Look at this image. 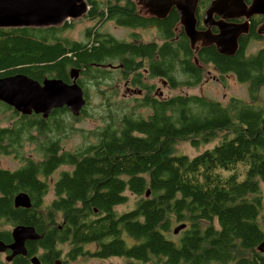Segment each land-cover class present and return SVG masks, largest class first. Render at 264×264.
<instances>
[{"label":"trees","instance_id":"1","mask_svg":"<svg viewBox=\"0 0 264 264\" xmlns=\"http://www.w3.org/2000/svg\"><path fill=\"white\" fill-rule=\"evenodd\" d=\"M86 1L88 18L127 27L153 26L160 41H141L137 32L131 35L133 40H121L98 27L89 29L86 41L61 36L63 24L0 27V76L21 72L69 81L71 70L79 69L78 82L88 103L82 75L96 83L132 77L130 92L143 93L130 110L126 105L125 111L107 115L87 131L95 141L61 154V165L72 170L61 174V203L49 208V217L61 212L56 238L69 242L72 259L88 255L120 256L132 261L128 264H264V254L257 250L264 237V101L258 96L264 82V48L250 55L245 50L249 38L258 39L259 22L241 38L236 54L222 55L214 45L201 47L197 65L188 37L183 29L179 33L175 29L179 21L175 8L157 20L137 15L134 0ZM209 1L199 0L200 24ZM115 60L120 64L117 69ZM205 65L248 83L250 101L232 97L225 104L197 94L153 97L156 84L143 80L141 72L145 69L149 79H165L174 89L200 84ZM66 112L70 113L61 108V116ZM56 113L60 111L52 115ZM16 131L8 132L13 137ZM218 132L222 135L214 146L194 156L176 153L179 140L191 139L197 146L209 143ZM31 169L29 164L23 175L33 179L29 184L38 193L41 186ZM11 183L0 173V188H11ZM125 189L139 200L131 210L119 213L115 207L129 200V195L121 194ZM1 207L2 216L23 224L39 227L47 218L34 207L10 209L6 200ZM182 223L186 227L171 238L172 226ZM8 238L0 233L1 240ZM49 239L46 234L39 243L46 245ZM90 243L98 248L86 249Z\"/></svg>","mask_w":264,"mask_h":264},{"label":"water","instance_id":"2","mask_svg":"<svg viewBox=\"0 0 264 264\" xmlns=\"http://www.w3.org/2000/svg\"><path fill=\"white\" fill-rule=\"evenodd\" d=\"M135 4L147 9L148 16L165 18L176 9L179 21L176 30L183 29L194 52V62L199 64L197 52L201 47L214 45L225 56L236 54L240 38L249 34V19L257 14L264 15V0H212L204 9V29L198 28L197 11L199 0H135ZM89 10L86 0H0V27H46L60 25L68 19L83 17ZM216 16L219 19H216ZM244 18L242 22L233 19ZM218 27L214 32L212 28ZM258 34L264 36V22ZM79 69L71 70L70 81L45 77L38 81L24 74L0 78V101L14 106L23 113H43L48 116L53 109L66 107L72 115L80 116L87 105V97L78 82ZM150 189L146 196H149ZM186 227L185 223L174 227L175 234ZM264 236V228H263ZM33 226L18 225L13 231L14 241L6 245L0 241V251L11 248L15 254L26 253L25 242L39 238ZM264 252V238L258 245ZM36 261L37 258H35Z\"/></svg>","mask_w":264,"mask_h":264},{"label":"flooded vegetation","instance_id":"3","mask_svg":"<svg viewBox=\"0 0 264 264\" xmlns=\"http://www.w3.org/2000/svg\"><path fill=\"white\" fill-rule=\"evenodd\" d=\"M211 1L212 0H210L209 3ZM245 2L247 4H250L252 0H245ZM199 9L201 10L200 5L198 11ZM204 9H202V11H204ZM136 14L144 18H154L157 20L165 19V18H158L156 16H148L146 12H142L137 5H136ZM216 19H219V17L216 16ZM242 21H244V18L233 19V22H237V23ZM201 22L202 24L199 23V18H198V28L204 29L205 26L202 21V15H201ZM254 22L255 23L259 22L255 28V32L258 35V39L263 38L264 40V36L259 35L257 30L259 26L264 22V15L257 14L249 19V23H250L249 31L252 30L255 24ZM151 27L155 28L153 26ZM132 28L134 29L139 27H132ZM212 30L214 32H217L218 27L214 26ZM248 35L249 34L245 36ZM250 39L252 38H249L248 41ZM131 40H133V38ZM239 45H240V41H239ZM263 48L264 46H262L259 50ZM119 65L120 64L115 65L114 69H117ZM144 71L146 73L145 69ZM15 74L27 75L25 73L16 72V73L0 76V78ZM45 77L60 78V77H52L48 74L43 75L41 79H37L34 77H30V78L42 82ZM159 80H161L165 85L167 84V81L165 79L164 80L159 79ZM129 83L130 80L125 79L126 90L130 92ZM136 93L140 95L143 94L141 90H139V92ZM160 95L162 94L160 93ZM54 110L60 111V113H56L52 115ZM80 117L81 115L74 116V119L78 120ZM25 124L28 125L26 126ZM11 129H15V130L17 129L13 137H12V132H8ZM92 135H96V134H92ZM12 138H14L15 141H13ZM51 145L52 148L50 149ZM78 149L80 150V148ZM78 149L73 151H64V149L61 148V108L53 109L48 116H44L43 113H36L35 111H32L31 113H23L21 111H18L14 106H11L3 101H0V173H5L11 178L12 181L11 188L8 189L0 188V209L2 208L1 205L3 204V200H6L9 203L10 209L13 208L14 210H16L18 208L20 209L37 208L39 211H41L44 214L43 216H45V214L47 216V218L43 220V224L41 223L40 226L38 227L35 224L20 223L16 221L14 218L4 217L0 213V233L9 236L7 240L0 239V241H3L6 245H9L14 241L13 231L18 225L33 226L37 234L40 235L39 238L29 239L25 242V248H26L25 254L22 253L15 254L11 248H7L4 251H0V264H22V263L65 264L64 263L65 259L63 258L64 245H66L69 242L67 241L62 243L61 238L59 237L56 238L55 236L57 231L61 230V212L58 211L56 213H53L54 217L51 216L49 217V208L51 209V206H54L56 203H61V174L64 171L72 170V167L70 165H61V154H63L64 152H75ZM51 160L52 161L58 160V161L55 162L51 167H49L48 165ZM5 161H10V162L6 163ZM29 164L32 167L31 171H33V173H31L30 175L34 178L37 184L41 186V190L38 193H33V189L29 184V181H32L33 179L29 178V175L28 176L23 175V172H28L27 169L29 168ZM62 166H70V168L61 170ZM23 181H26V184H23ZM127 192L129 191L125 189L121 192V194L124 195L127 194ZM91 196L93 195L91 194ZM94 212L98 213V209H95ZM55 227L57 228L56 230L53 229ZM46 234H48V238H50L48 240L49 243L46 245H42L39 243V241ZM92 244L96 246V249L98 248L97 243H90V245ZM258 251L264 254V252L260 250ZM80 256L83 255H79L74 259L76 260ZM68 257L72 259L69 253H68ZM112 257H120V256H110L107 258H100V257H93V258L105 260ZM35 258H37L38 261H36Z\"/></svg>","mask_w":264,"mask_h":264},{"label":"rangeland","instance_id":"4","mask_svg":"<svg viewBox=\"0 0 264 264\" xmlns=\"http://www.w3.org/2000/svg\"><path fill=\"white\" fill-rule=\"evenodd\" d=\"M139 7L142 12L147 11V14H150L147 9L145 10L142 6ZM62 24L64 26L61 27H63L64 30L61 32V36L70 40L86 41L89 29L98 27L99 30L108 31L121 40H131L133 38L131 35L134 32H137L139 40L141 41H160L156 28L139 27L133 29L132 27L117 25L111 20L99 23L88 18L86 15L77 19H68ZM262 46H264L263 38H252L247 41L245 48L246 54H254ZM113 64L118 65L119 61L115 60L113 61ZM141 72L143 74V80L147 83L156 84L157 91L154 90L152 92L153 97L160 96L165 99L177 94H197L218 100L225 104H227L232 97L243 99L246 102L250 101L248 83L241 82L234 73L222 74L218 72L213 65L204 66L203 80L200 84L195 86H182L174 89L170 88L168 84L165 85L159 79H149L144 69H141ZM80 79L81 82L83 81V86L88 96L89 103L85 108L86 112L82 114L84 117H80L78 120L74 119V116L71 113L66 112L62 114L61 127H63L64 130H61V148H63L64 151H73L89 142L95 141L94 136H92V139L90 140V134L87 131L100 125L103 118H106L107 115L117 114L118 112H121V110L125 111L126 105L130 110L135 104V99L143 96L137 94L136 91L128 92L125 86V79L120 77L119 79L117 77L103 79L97 83L94 80H90L86 75H82ZM130 80H132V77H130ZM133 88L136 89L135 86H133ZM160 93L162 95H160ZM258 96L261 101H264V82L259 87ZM123 105H125V108ZM141 111L142 109L138 110L139 113H141ZM221 135L222 132H218V137L214 138L209 143H200L197 146L192 144L191 139L179 140L175 143L176 153H184L189 156H194L205 148H210L217 144ZM198 139H200V137H198ZM5 162L8 163L10 161ZM68 168H70V166H62L61 170ZM127 194L129 195V200L126 203L115 207L116 211L119 213L131 210L139 200V197L132 195L129 192H127ZM173 228L174 226H172L171 229ZM170 237L175 239L177 235L170 231ZM134 242L135 241H133V243ZM85 248L93 251L96 249V246L94 244H89ZM71 249L72 246L69 243L64 245L63 258L65 259V264H128L132 262L124 257H112L101 260L88 255L80 256L76 260L70 259L68 257V251Z\"/></svg>","mask_w":264,"mask_h":264},{"label":"bare ground","instance_id":"5","mask_svg":"<svg viewBox=\"0 0 264 264\" xmlns=\"http://www.w3.org/2000/svg\"><path fill=\"white\" fill-rule=\"evenodd\" d=\"M74 73H78V76H79V72L78 71H76V72H74ZM81 86V85H80ZM83 89V88H82ZM83 91H84V89H83Z\"/></svg>","mask_w":264,"mask_h":264}]
</instances>
